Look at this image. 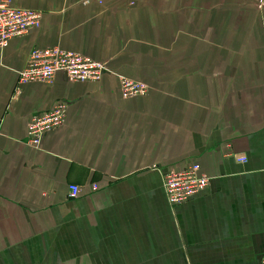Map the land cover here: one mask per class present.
I'll return each instance as SVG.
<instances>
[{
	"label": "crops",
	"instance_id": "crops-1",
	"mask_svg": "<svg viewBox=\"0 0 264 264\" xmlns=\"http://www.w3.org/2000/svg\"><path fill=\"white\" fill-rule=\"evenodd\" d=\"M12 1L42 24L0 51V264H262L264 0ZM48 47L108 70L19 87ZM117 75L148 94L122 98ZM192 164L207 188L170 204L165 175Z\"/></svg>",
	"mask_w": 264,
	"mask_h": 264
},
{
	"label": "built area",
	"instance_id": "built-area-1",
	"mask_svg": "<svg viewBox=\"0 0 264 264\" xmlns=\"http://www.w3.org/2000/svg\"><path fill=\"white\" fill-rule=\"evenodd\" d=\"M41 14L31 10L17 7L12 0H0V51L29 30L37 28L40 24ZM105 65L91 58L62 51L59 48H36L31 51L28 63L19 72V84H33L38 82L51 83L58 74H64L70 82H100L103 78ZM138 83L121 79V92L124 98L133 95L131 89ZM141 84V83H139ZM136 94L147 90L144 84ZM140 96V95H139ZM66 106L62 103L55 105L51 111L34 115L27 127L28 144L38 148L45 135L60 128L65 121ZM245 162L246 158L238 159ZM209 178L199 164H192L180 171H169L164 177V188L170 204L180 205L204 191ZM96 192L97 188L92 187ZM79 188L70 187V197L76 198ZM264 264V259L262 260Z\"/></svg>",
	"mask_w": 264,
	"mask_h": 264
},
{
	"label": "rangeland",
	"instance_id": "rangeland-1",
	"mask_svg": "<svg viewBox=\"0 0 264 264\" xmlns=\"http://www.w3.org/2000/svg\"><path fill=\"white\" fill-rule=\"evenodd\" d=\"M97 2H99V3H101V2H103V0H96ZM85 2H88V0H86ZM13 4H14V2H13ZM18 7V6H17ZM21 8V7H20ZM35 11V10H34ZM37 12V11H36ZM39 13V12H38ZM40 17V24H39V26L37 27V28H34V29H31V30H29L26 34H24L22 37H24V36H26V35H28L30 32H32V31H34V30H37L38 28H40V26H41V24H42V15H40L39 16ZM22 37H19V38H22ZM14 40V39H13ZM58 48V47H57ZM60 49V48H59ZM34 50V49H33ZM62 50V49H61ZM62 51H66V50H62ZM68 52H71V53H75L76 54V52H72V51H68ZM31 53V52H30ZM78 54V53H77ZM82 55V54H81ZM82 56H85V55H82ZM85 57H88V58H91V57H89V56H85ZM92 60H95V59H93V58H91ZM97 61V60H96ZM97 62H100V61H97ZM100 63H102V64H104L105 65V71H104V73H103V78H104V76H105V74H106V72H107V70H108V66H107V64H105L104 62H100ZM24 69V68H23ZM117 78H118V81H119V84H120V93H121V96H122V92H121V79L122 78H124V79H127V83H129L130 81H133V82H136V83H138V84H136V85H139V87L141 86V88H142V86L143 85H141V84H144L146 87H147V90L145 89V91H142V94H138V95H135L136 94V90H138L139 88L138 87H136V85H134L133 86V89H131V91H132V93H133V95L132 96H130V97H128V98H124L123 96H122V98H124V99H132V98H137V97H144V96H146L147 94H148V91H149V86L146 84V83H144V82H141V81H138V80H134V79H132V78H128V77H125V76H122V75H117L116 76ZM103 78H101V79H103ZM101 81V80H100ZM53 82V81H52ZM51 82V83H52ZM38 83H47V82H38ZM74 83H77V82H74ZM89 83H96V82H89ZM139 83H141V84H139ZM21 85H24V84H21ZM20 84H19V82H18V86L20 87L21 86ZM140 95V96H139ZM62 104H64V103H62ZM65 105V104H64ZM66 106V105H65ZM67 108V107H66Z\"/></svg>",
	"mask_w": 264,
	"mask_h": 264
}]
</instances>
